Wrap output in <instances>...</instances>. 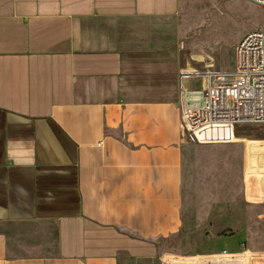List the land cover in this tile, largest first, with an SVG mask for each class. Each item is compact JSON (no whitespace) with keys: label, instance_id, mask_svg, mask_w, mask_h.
<instances>
[{"label":"crops","instance_id":"1","mask_svg":"<svg viewBox=\"0 0 264 264\" xmlns=\"http://www.w3.org/2000/svg\"><path fill=\"white\" fill-rule=\"evenodd\" d=\"M181 6L0 0V264H201L166 240L232 165L182 131Z\"/></svg>","mask_w":264,"mask_h":264},{"label":"rangeland","instance_id":"2","mask_svg":"<svg viewBox=\"0 0 264 264\" xmlns=\"http://www.w3.org/2000/svg\"><path fill=\"white\" fill-rule=\"evenodd\" d=\"M180 19L183 49L189 57L197 56L201 72L233 71L242 37L250 30L264 32V8L249 0H182ZM187 81L191 89L204 87L203 76ZM217 145H227L217 153L233 169L216 175L206 191L185 203L184 231L165 246L167 252L184 256L178 261L206 264L213 257L205 254L222 249L264 253V125H240L231 143Z\"/></svg>","mask_w":264,"mask_h":264},{"label":"built area","instance_id":"3","mask_svg":"<svg viewBox=\"0 0 264 264\" xmlns=\"http://www.w3.org/2000/svg\"><path fill=\"white\" fill-rule=\"evenodd\" d=\"M264 8V0H249ZM204 87L191 91L180 82L178 107L184 137L200 145L229 144L238 126L264 125V32L248 31L236 46L233 71L208 70ZM188 77L182 74V78ZM219 264H264V253L222 250Z\"/></svg>","mask_w":264,"mask_h":264}]
</instances>
